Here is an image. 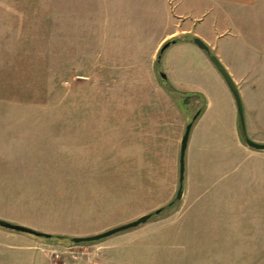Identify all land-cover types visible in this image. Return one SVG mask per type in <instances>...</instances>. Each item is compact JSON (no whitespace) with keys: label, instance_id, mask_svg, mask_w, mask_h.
Instances as JSON below:
<instances>
[{"label":"rangeland","instance_id":"1","mask_svg":"<svg viewBox=\"0 0 264 264\" xmlns=\"http://www.w3.org/2000/svg\"><path fill=\"white\" fill-rule=\"evenodd\" d=\"M104 1L0 0V219L64 237L0 227V264H27L19 236L40 243L38 264H264V150H236L232 93L194 42L170 44L157 61L166 40L198 36H164L160 21L131 16L128 26L149 28L101 34ZM219 26L210 51L228 40L242 70L251 61L237 86L247 136L264 143V0ZM196 111L192 192L206 194L187 208L174 197ZM237 133L245 145L238 123ZM160 207L104 239H69Z\"/></svg>","mask_w":264,"mask_h":264},{"label":"crops","instance_id":"2","mask_svg":"<svg viewBox=\"0 0 264 264\" xmlns=\"http://www.w3.org/2000/svg\"><path fill=\"white\" fill-rule=\"evenodd\" d=\"M130 1L131 0L104 1V24L99 27V29H102L104 31L101 34L113 33L108 30H121L116 33L129 34V30H145L149 28L148 24H144V26L142 27L128 26L125 21H127L131 16L132 19H154L156 21H160L161 31H159V34L164 36H198L209 46V48L215 44L214 42H210L206 38L212 33L210 31L211 28H218L217 32H214V34L212 33L213 35L223 34L225 27L223 29L219 28V25L222 24V22L225 23L226 19H229L230 21L233 20L235 12H241L242 10L252 7L256 3V0H133V3L141 4L142 6L140 8L136 7L135 9H130ZM108 20H110L111 23H108ZM178 42L185 43L191 48H194L192 47V45H190V43H193V41L189 38L178 40ZM217 44L218 51L215 52V55H217L219 60L225 66L232 79L234 80L236 86L239 85V82L244 81V79L247 78L248 74L252 73V67L250 66L251 61H248V63H246L245 65L246 69L242 70L239 67L237 61L240 59L238 56L239 49L235 46H229L228 40L224 42L219 41ZM197 48L199 47L197 46ZM243 49H245V52H248V50H250L248 47H244ZM201 51L202 53L195 50L198 58L212 69L209 63L211 61L209 60L208 56L203 50ZM231 52H233V54H231ZM242 57L246 58V56H244V52L242 54ZM214 70L215 69H212L213 72H215ZM167 79L173 86V88H176L173 82L169 80L170 78L168 77ZM237 88L240 91V87L237 86ZM226 98L227 112L229 113L228 128L232 135L234 146L236 150L244 151L248 147L246 144L244 145L243 143H241L237 133L238 116L235 100L232 95H226ZM208 106L209 104L207 103V106L202 111L203 113H200L198 120L201 119L205 113H207ZM195 125L196 123H194V126ZM253 139L254 138H252V140ZM189 148L190 142L188 140L187 148L185 151L183 193L180 199L187 208L192 203L200 204L204 199L203 196L206 194L204 193L206 191H203L202 189H200L199 194H194L192 192L193 175L191 171V161L193 154L191 153V150ZM204 148L207 149L208 146ZM199 151H201L202 153V148ZM204 189L206 190V187ZM17 239L24 241L28 245H30V250L25 252L26 255L29 256V258L27 259V264H38V257L40 256L37 252V248L40 243L38 241L20 236L17 237Z\"/></svg>","mask_w":264,"mask_h":264},{"label":"water","instance_id":"3","mask_svg":"<svg viewBox=\"0 0 264 264\" xmlns=\"http://www.w3.org/2000/svg\"><path fill=\"white\" fill-rule=\"evenodd\" d=\"M192 41L201 49L203 50L206 55L208 56L209 60L212 62V64L215 66V68L217 69V71L220 73V75L222 76V78L224 79L227 87L229 88V90L231 91L234 100H235V104H236V110H237V116H238V124H239V130H240V134L243 138L244 143L252 148V149H256V150H264V143H259L256 142L252 139H250L247 136V132H246V125H245V120H244V114H243V106H242V102H241V98L239 95V90L234 82V80L232 79L231 75L229 74V72L227 71V69L225 68V66L222 64V62L219 60V58L217 57V55H215L214 53H211L209 46L199 37H193ZM175 42V39H171V40H166L159 48V54H158V58L160 57V54L172 43ZM159 75L163 78L166 79L167 76L165 75V73L163 72H159ZM200 111H196V113L192 116L190 122L185 126L184 132L180 138V150H179V158H178V164H179V176H178V188L175 194L174 199L175 200H180L182 197V193H183V181H184V170H185V151L187 148V141H188V137H189V133L191 130V127L195 121V119L197 118V116L199 115ZM172 202L169 203L172 204ZM165 207H160L155 209L153 212H149V213H145V214H141L139 216H137L136 218L127 221L125 223H121L119 225H115L113 227H110L108 229H105L103 231L94 233V234H90V235H82V236H71L69 237L70 241L73 243H80V242H92V241H98L101 239H104L106 237H109L111 235H114L116 233L125 231V230H129L132 228H135L141 224L146 223L147 221H149V219L155 215L160 213ZM0 227L7 229V230H11L14 232H18V233H24V234H28L34 237H42V238H49L52 234L47 233V232H43V231H38L32 228H29L27 226H23L20 224H16V223H11L8 222L6 220L0 219ZM56 237H62L61 235H55Z\"/></svg>","mask_w":264,"mask_h":264},{"label":"trees","instance_id":"4","mask_svg":"<svg viewBox=\"0 0 264 264\" xmlns=\"http://www.w3.org/2000/svg\"><path fill=\"white\" fill-rule=\"evenodd\" d=\"M179 40V38H177V39H175V42L176 41H178ZM190 40H192L191 38H190ZM159 60V58L157 59V61ZM172 86V85H171ZM173 91V87H171V89H169V92H172ZM159 214V213H158ZM158 214H155V215H158ZM51 238H54V239H57V238H64V237H56V236H50ZM49 237V238H50ZM40 238H42V237H40ZM43 239H48V238H43ZM92 242H94V241H92ZM73 243V242H72ZM73 244H77V243H73Z\"/></svg>","mask_w":264,"mask_h":264},{"label":"built area","instance_id":"5","mask_svg":"<svg viewBox=\"0 0 264 264\" xmlns=\"http://www.w3.org/2000/svg\"><path fill=\"white\" fill-rule=\"evenodd\" d=\"M55 258H57V255H54ZM56 264H59L58 262H56Z\"/></svg>","mask_w":264,"mask_h":264}]
</instances>
